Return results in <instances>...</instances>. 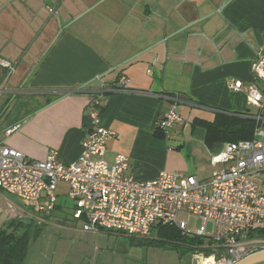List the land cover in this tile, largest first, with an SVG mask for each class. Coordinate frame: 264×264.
<instances>
[{"label":"crops","instance_id":"1","mask_svg":"<svg viewBox=\"0 0 264 264\" xmlns=\"http://www.w3.org/2000/svg\"><path fill=\"white\" fill-rule=\"evenodd\" d=\"M261 49L264 0H0V59L18 62L10 76L0 64V144L36 159L57 150L69 163L94 127L93 108L114 132L107 160L129 156L136 179L168 171L208 180L222 167L212 156L226 142H209L198 121L228 114L264 126V108L229 87L241 80L264 90L252 66ZM122 75L129 92L113 89ZM172 110L183 121L166 133L157 122ZM68 190L58 183L60 208ZM114 234L129 238L123 252L146 248L135 251L147 261L148 248L163 247L145 243L159 240L157 227L147 237ZM173 245L179 248L165 247L190 255V263L181 264H196L202 244ZM136 261L129 260L143 264Z\"/></svg>","mask_w":264,"mask_h":264},{"label":"built area","instance_id":"2","mask_svg":"<svg viewBox=\"0 0 264 264\" xmlns=\"http://www.w3.org/2000/svg\"><path fill=\"white\" fill-rule=\"evenodd\" d=\"M0 64L10 76L18 62L0 59ZM252 66L264 83V49ZM129 83L122 75L113 89L129 92ZM229 87L244 90L250 102L264 108V90L255 84L232 80ZM90 112L94 127L79 157L69 163L59 159L57 150L36 159L0 144V196L6 193L38 202L41 212L51 214L58 204L57 185L64 181L69 187L67 197L75 203L73 216L84 219V231L106 229L147 237L157 224H170L183 235L203 241L194 254L196 264H235L264 250V186L257 181L264 172V126L256 128L253 138L226 142L223 150L214 153L212 163L222 167L208 180L168 171L138 180L129 174V156L118 153L113 161L107 160V144L114 132L100 124L97 110L90 108ZM182 121L181 114L172 110L158 119L157 127L168 133ZM181 212L187 217L181 218ZM192 215L200 219L194 231L190 230Z\"/></svg>","mask_w":264,"mask_h":264},{"label":"rangeland","instance_id":"3","mask_svg":"<svg viewBox=\"0 0 264 264\" xmlns=\"http://www.w3.org/2000/svg\"><path fill=\"white\" fill-rule=\"evenodd\" d=\"M257 181L264 186V172L257 176ZM65 188L59 184V194L61 191L65 193ZM59 200L63 206L60 211L46 214L39 210L38 202H26L16 195L6 193L0 196V228H8L12 220L23 223L18 234L26 229V225L30 227V246L25 264H73L81 261L84 264H117L119 258L122 264H131L129 260L143 264L151 260L159 264L190 263L189 254L180 257L178 250L165 246L148 248V261L135 251L146 248L139 249L132 245L130 252H123V246L129 243V238L119 237L114 234L115 231L106 229L96 233L84 231L83 223L73 218L75 203L65 195H60ZM180 217L185 218L187 214L181 212ZM59 221L65 223L61 225ZM199 225V217L192 215L190 230L194 231Z\"/></svg>","mask_w":264,"mask_h":264},{"label":"trees","instance_id":"4","mask_svg":"<svg viewBox=\"0 0 264 264\" xmlns=\"http://www.w3.org/2000/svg\"><path fill=\"white\" fill-rule=\"evenodd\" d=\"M198 123L202 124L207 129L209 142H235L251 139L257 126L256 120L251 117H240L228 114H218L214 122L198 121ZM59 208L60 205L57 204L56 209ZM22 226V222L12 220L8 228H0L1 264L24 263L30 246L31 230L29 225H26V229L18 234ZM156 227L158 228L159 240H150L145 243L159 242L158 244L160 245H171L173 248H179L178 245H173L174 242L180 243L182 246H192L193 244L197 245L199 243L201 245L203 243L198 237L183 235L176 226L170 224H157ZM189 249L190 248L187 247L186 250Z\"/></svg>","mask_w":264,"mask_h":264},{"label":"water","instance_id":"5","mask_svg":"<svg viewBox=\"0 0 264 264\" xmlns=\"http://www.w3.org/2000/svg\"><path fill=\"white\" fill-rule=\"evenodd\" d=\"M264 262V250H259L249 254L235 264H258ZM1 264V263H0Z\"/></svg>","mask_w":264,"mask_h":264}]
</instances>
